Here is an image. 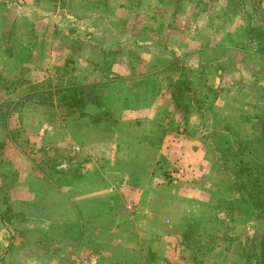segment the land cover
Wrapping results in <instances>:
<instances>
[{
    "label": "rangeland",
    "instance_id": "obj_1",
    "mask_svg": "<svg viewBox=\"0 0 264 264\" xmlns=\"http://www.w3.org/2000/svg\"><path fill=\"white\" fill-rule=\"evenodd\" d=\"M102 1L108 0H0V77L9 85L0 92V111L9 107L6 125L0 119L1 134L17 139L24 152L22 139L38 126V117L49 125L62 119L71 133L49 139L25 173L20 166L9 169L0 149V264H56L72 254L66 238H76L84 217L66 200L65 186L103 166L97 158L102 151L109 153L104 146L113 140L98 141L90 132L89 109L68 114L60 106V96L87 85L107 102L126 88L130 110L166 115L152 139L174 149L161 154L166 169L158 187L165 191L168 185L180 198L175 207L183 215L172 220L182 246L179 254L196 264H264L258 258L264 216L256 212L264 197L256 195L252 181L257 176L264 181V144L257 133L264 122V53L252 32L264 31V0H157L158 6L148 9L156 31L197 39L202 54L201 65L194 68L159 63L161 71L154 77L143 73L148 66L131 42L102 49L95 30L104 24L92 18L75 21L76 14L89 16ZM125 1L129 13L120 19L126 22L136 20L137 10L155 5V0ZM129 66L140 80L122 86L119 80L126 76L120 74L128 76ZM178 81L185 83L183 93L176 88ZM144 90L152 93L151 104L139 103ZM178 113H193L195 120H167ZM144 171L138 169L141 179ZM25 193L33 194L30 200L19 199ZM129 216L119 210L94 220L130 223Z\"/></svg>",
    "mask_w": 264,
    "mask_h": 264
},
{
    "label": "crops",
    "instance_id": "obj_2",
    "mask_svg": "<svg viewBox=\"0 0 264 264\" xmlns=\"http://www.w3.org/2000/svg\"><path fill=\"white\" fill-rule=\"evenodd\" d=\"M158 3L155 0V5L147 7L146 10H137L136 20L126 22L120 19L129 13L126 10L125 0L102 1V3H96L89 16L76 14L75 21L81 24V22L92 18L93 22L104 24L102 30L94 29L95 34L100 36L98 40L102 49H107L106 46H110L112 43H116L118 47H126L125 43L131 42L140 58L145 61L144 65L148 66L146 67L147 71H143V73L148 72L147 75L150 77H154L153 73L157 74L161 71L159 63L176 61L178 64L182 63L184 67L200 66L199 58L202 49L197 39L192 40L187 38V35L185 39H178L175 35H160L158 30L156 31L155 17L148 9H152ZM136 9L139 8L136 7ZM133 70L136 68L129 66L126 70L129 71L128 76L120 74L126 76L119 80L122 86H127L126 84L131 81H135L137 84L140 80L139 75L134 77L133 73L130 74ZM151 94L150 91L144 90L143 94L138 97L139 103L151 104L153 100ZM127 96L125 88L124 93L118 92L112 98L116 126L113 140L104 146L105 149L108 148L109 153L102 151L100 157L97 158V163L102 162L103 166H96L98 168L91 175L88 173L87 176L86 174L85 181H83L84 178H80L81 180H76L72 186H65L68 187V192L64 193L66 200L84 219L79 221V232L75 236L76 238L73 240L71 237L66 238L73 244L70 247L72 254L70 252L66 257L62 255V259H59L56 264L199 263V261L183 255L182 252L179 254L182 246L178 245L180 238L175 234L172 225L175 215L178 213L180 216L183 215V211L180 212L179 209L177 213V207H175V201L179 197L174 195L173 191H169L168 185L165 186V191L158 187V182L163 176L160 177V173L166 169L163 164L165 159L161 154L171 153L173 148H170L171 145L166 141L161 144L155 143L152 137L157 134L158 122L162 120L161 118H164L165 121L166 115L156 114V111L144 115L142 112L130 110V99ZM158 98L160 95L155 98V103ZM168 116L170 117L167 120L172 122L174 119L185 120V122H188L186 120L192 122L195 120L193 113L188 115L178 113L172 118L171 115ZM34 120L38 126L31 130V134L22 139L24 140V152L17 139L5 138L4 133L0 132V140L4 144L1 149L2 157L9 169L13 171H18L20 166L24 173L27 172L26 169L30 168V163L34 160L31 157L37 156L36 153L45 150L49 139L56 140L58 132L65 131L68 136L71 134L68 133V129H65L62 119L57 118L53 125L46 123L43 116ZM43 125L46 126V129L45 126L43 128ZM109 145L113 146V150ZM77 148L79 149V147ZM108 162L109 166L104 168ZM141 167L145 168L142 179L138 177V169ZM105 174H107V178ZM26 180H28V176ZM141 182L142 187H140ZM172 182L176 183L177 181L175 182L174 179ZM75 184L83 186L84 189L75 191L73 187ZM32 195L25 193L19 199L28 201ZM130 209L133 211L131 212ZM119 210L130 215V223H128V219L126 222L116 221L110 224H102L99 220H94L95 217H105ZM126 223L127 225H125ZM56 239L58 242L65 241V238L60 240L58 237ZM66 245L69 246L67 243ZM47 258L46 263L52 261Z\"/></svg>",
    "mask_w": 264,
    "mask_h": 264
},
{
    "label": "trees",
    "instance_id": "obj_3",
    "mask_svg": "<svg viewBox=\"0 0 264 264\" xmlns=\"http://www.w3.org/2000/svg\"><path fill=\"white\" fill-rule=\"evenodd\" d=\"M255 36L253 38L257 41V47L258 51L264 53V31L260 30H252ZM263 36V38H261ZM185 83L183 81H178V85L176 88L180 90L181 92V85H184ZM9 87L8 84H5L2 78L0 77V92L6 91ZM89 89V90H88ZM93 88L91 85H87L84 87V89L80 90L78 93H72L69 95H62L60 96L59 103L61 107L66 108L69 112H72L73 110H85L89 109L90 112H87L89 114L88 118L90 119V125L91 130L90 132L95 135V137L98 139V141H103L106 139H110L114 134V129L116 126V119L114 117L115 114V108L112 103V99L107 102L106 100L97 99V96L92 90ZM178 98V97H176ZM177 105V104H176ZM107 106L108 109H105ZM178 106V105H177ZM9 108V107H8ZM8 108L6 111H0V119H2V123L6 125V117L8 115ZM7 128V127H6ZM260 134V137L258 138V141H260L262 144H264V122L261 121L259 131L257 132ZM106 144V143H105ZM104 144V145H105ZM4 144L0 145V149H2ZM238 167L241 168V170L245 171V165H241V163H236ZM260 177V176H259ZM254 187L259 191L256 193L258 196L264 197V181L260 182L259 178L257 176V179L252 180ZM244 188V187H241ZM255 190V189H254ZM251 199L253 198V195L250 194L249 196ZM260 203V207L256 208V212L258 213V218L264 216V200ZM0 219L3 221L2 217L0 216ZM259 260L264 263V237H262L260 241V249L258 253ZM256 264H261L259 262H256Z\"/></svg>",
    "mask_w": 264,
    "mask_h": 264
}]
</instances>
